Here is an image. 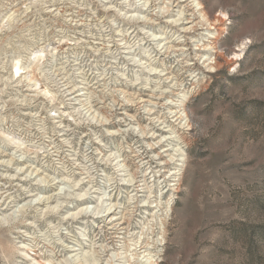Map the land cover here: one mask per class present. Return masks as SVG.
Listing matches in <instances>:
<instances>
[{"label": "rangeland", "instance_id": "obj_1", "mask_svg": "<svg viewBox=\"0 0 264 264\" xmlns=\"http://www.w3.org/2000/svg\"><path fill=\"white\" fill-rule=\"evenodd\" d=\"M203 1L228 17L219 48L234 60L217 72L175 0H0V196L14 201L0 211V264H264V0ZM185 88L182 187L168 193L153 173L137 197L151 120L175 125L160 93Z\"/></svg>", "mask_w": 264, "mask_h": 264}, {"label": "bare ground", "instance_id": "obj_2", "mask_svg": "<svg viewBox=\"0 0 264 264\" xmlns=\"http://www.w3.org/2000/svg\"><path fill=\"white\" fill-rule=\"evenodd\" d=\"M169 1H172V0H169ZM175 1L178 3L179 6L184 5V7L187 9V12H191L190 13V16H192L191 21L187 17V21H188L187 25L192 24V26L189 28H183L184 29L183 33H185V37L187 36V41L190 40L192 44H195V56L204 60L203 64L206 66L207 69H209V71H216L217 72V71H219L225 67H229L230 65H232L234 59H228V57L222 52V50L220 51V48H219V42H220V40H221V38H222L223 34L225 33L226 28H227L226 27L227 20L223 19V17L226 14L223 12H221V13L219 12L220 14H218V15L213 14L212 11H210V9L207 7V5L205 4V2L203 0H175ZM164 4L163 5L165 7L161 6L162 8H160V7L159 8H160V11L163 12V14H166V13L170 12V6L168 5V2H167V5H166V3H164ZM183 25H184V23H182V25H179V26H183ZM200 31L202 33L199 34V36H196V37H195V35L193 36V34H196ZM238 52H240V51H237L234 54L236 57L241 56ZM42 58H43L42 55H38L36 57V59L39 61H41ZM19 63H20L19 61H16V63H15V66L13 69L15 71L14 75H18V73L21 71V67H20ZM193 79H194V77H193ZM191 85L193 87L197 88L196 82L192 81ZM181 86L182 85L180 84V87ZM186 89L187 88H185L184 90L182 89L181 92H179L177 94L175 92H173V97H171V98L167 97V95H166V94H169L168 91L160 93L161 94L160 100H162V98L166 100V104H164V106L163 105L162 106L165 108V110L170 111L171 116L173 115L172 119L175 120V121H173L175 125L170 124V121H168L167 117L158 116V117L153 118L151 120L153 122L150 125H152V127L154 125V127L151 130L148 129L149 132L144 137V140L147 141V144L149 145V147H152V149H151L152 152L137 155V159L139 160L138 161L139 163L136 166L137 167V173L136 174L133 173L134 178L137 179V176L139 175L138 171H140V172L144 171V174L141 176V178L144 179L143 180L144 184L143 185L141 184L143 187H141L140 185L138 186L139 182H136V184L133 185V188L135 189L134 191H137V194H136L137 197L140 193H145L150 188L148 180L150 179V177L153 173H154L153 174L154 176H152V177H155V178H156L157 174L161 175V177L164 176L163 179L164 178L165 179H164L163 183L165 184V186L167 185L166 189L169 188L168 193H173V194L179 193L180 188L182 187V181H183L184 170H185L184 169L185 163L188 162V159H186L185 155H183L184 152L182 151V149H183L184 145L185 146L189 145L190 132L193 131V114L189 108L191 96L190 97L188 96L189 91ZM146 111L149 112L148 116H154L156 114L155 112L152 111V109H147ZM155 120H158V121H156L157 123L161 122V125L162 124H169V125H168V127H165L163 129L159 128L158 126H157L158 127L157 128L155 126L156 124H154ZM145 130L146 129H142V131L144 132L142 134H145ZM158 133L159 134L161 133V134L159 135ZM175 138H177V141H175ZM163 140H165V141H163ZM175 142L177 144V147L175 146L177 149L173 150V149H171V146ZM164 144H166V145H164ZM160 149L162 151L159 152ZM173 151H176L177 155H175L176 153L173 155V153H172ZM152 153L155 154V156L157 158L154 157L153 155H152L153 157L152 156L150 157L149 155ZM176 157H178V159L176 161H174ZM168 158H170L171 161H169ZM171 165H176V168L171 169ZM150 170H151V173H149ZM167 170H169V171H167ZM167 175L168 176L170 175V177L168 179H167ZM140 182H142V181H140ZM131 186H132V184H131ZM163 189H165V188H163ZM162 192L164 195V190ZM166 195H167V193H166ZM30 197H32V196L28 195V197H25V199L30 198ZM82 197H83L82 199L78 200V201H81L84 205V206H82L84 208L81 209V213H84V215L87 216L89 213L88 210L90 208V206H88L87 204L90 203V198L86 197V195H84ZM140 197H142V194H141V196H139V198ZM139 198H138V202H139ZM2 199H3V195L1 194V196H0V211L2 210L5 213L11 211L10 207H12V206L10 204H12V202H14V201H12L10 204L7 205L6 201L1 203ZM169 201H170V199H169ZM148 207H149L148 210L149 209H155L158 207V204L155 208L153 205H149ZM171 210H172V208H171ZM112 214L110 212V213H108V216H111ZM92 216H93V214L90 215V217H92ZM126 224L129 225V227H130L129 222H127ZM129 227L126 229L128 230ZM166 228H167V225L165 223V227L163 228L164 229V235H166V232H167ZM119 239H120V237H119ZM122 239H125V238H122ZM115 242L116 241H114V239H112V243H115ZM138 243L139 242L135 243L137 245H135V249L133 251H135L134 255L140 257L141 256L140 253L144 249V247L142 245L139 246ZM103 249H104V251H103L104 254L106 253L108 255L109 251H108L107 247L103 246ZM66 251H67V249H66ZM63 253H65V249L62 252H60V251L58 252V254H61V257L64 256ZM120 256L121 255L117 254L115 258L110 257L109 260L106 261V264H115V259L118 258V260H116V261H120V259H123ZM126 257H128L127 253H126ZM126 257H124V258H126ZM145 258H146V262H144L143 264H161L158 261V259H156V261H152V259L155 257L151 256V254H149V256L147 255V257H144V259ZM160 258H162V255L159 256V259ZM95 261H96V263H95ZM95 261H94L95 264H100L97 262H101L102 258L100 257L98 260L96 259ZM136 261H138V260H136ZM138 263H139V261L136 264H138ZM84 264H86V263H84ZM88 264H90V263H88ZM124 264H133V263L131 260H129V261L125 262Z\"/></svg>", "mask_w": 264, "mask_h": 264}, {"label": "snow or ice", "instance_id": "obj_3", "mask_svg": "<svg viewBox=\"0 0 264 264\" xmlns=\"http://www.w3.org/2000/svg\"><path fill=\"white\" fill-rule=\"evenodd\" d=\"M223 19H224V20H227V19H228V17H227V16H224V17H223ZM230 54H231V53H230Z\"/></svg>", "mask_w": 264, "mask_h": 264}]
</instances>
